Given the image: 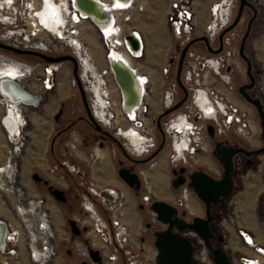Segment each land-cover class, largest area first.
<instances>
[{
  "label": "built area",
  "instance_id": "2783aa9c",
  "mask_svg": "<svg viewBox=\"0 0 264 264\" xmlns=\"http://www.w3.org/2000/svg\"><path fill=\"white\" fill-rule=\"evenodd\" d=\"M45 1L47 0H36L35 2L34 0H11V3L8 4L5 0H0V42L46 54H54L57 51L53 41L56 43L62 41L64 45L72 48V54L79 68L78 76L86 94H88V103L96 121L109 131L112 129L110 132L121 142L125 152L135 155L150 154L154 148L155 133L158 132L156 124L158 114L151 108V98H149L154 83L153 78L142 67L140 71L144 77L145 92L142 95L143 99L134 107L135 117H131L123 109L125 97L112 70L111 56L113 51L122 49L136 63L145 59L146 50H143L142 42L139 41L137 47H132L126 36L141 34L134 23L147 11L151 0H129L122 4L123 7L112 5L110 11L114 13L117 29L110 35H106L103 31H101V35L94 28L103 52L101 65L97 63L92 52L82 41L83 28L80 29L81 25L75 26L78 22L70 20L69 13L65 15L66 21L62 24L61 30L66 31L65 36L73 37L58 38L46 30L45 25L36 15L39 12V3L42 2L41 8H43ZM120 1L125 2L126 0ZM67 3L69 10L79 12L80 9L77 5L75 8L69 4L68 0ZM166 4V22L175 41L174 49L180 55L184 46L196 36H205L211 43L217 45L219 34L232 21L237 0L214 2L210 7L209 20L199 35L196 31L197 14L194 0H166ZM4 14L5 16H3ZM5 28L10 29L5 30ZM135 39L137 38L135 37ZM75 40L80 43V45L78 44L80 48L77 51L74 49ZM62 46L61 44L60 47ZM0 60L4 64L18 67V75L12 79L21 80V85L31 93L37 94L38 90L34 88L35 86L30 88L25 83L26 80L39 84L40 89L46 91L51 90L57 83V63H52L42 72L36 73L32 67L24 63L4 62L1 56ZM237 60L239 61V46L233 32L224 35L223 48L217 54L204 56L197 53L192 47L187 49L180 79L187 89L188 96L181 108L171 113V117L162 123L164 149L169 151L168 158L171 164L186 163L189 160L197 162L199 154L207 151L210 146L208 125L213 127L214 134L217 136L232 132L238 138L249 142V138L253 134V120L250 114L231 103L219 89V87L229 89L233 85L232 73L237 69ZM87 62L91 64L94 73L87 69ZM173 62L174 58L170 57L161 69L158 104L162 112L172 107L177 102L178 91L182 92L175 80V75L171 83L166 78L168 69ZM72 80L75 85V79L72 78ZM263 87V85L260 87L262 92ZM113 98L122 107L123 126L134 125L138 133L146 138L138 150L134 148L135 146H130L126 140H120L122 138L118 135L119 129L115 127L114 123L116 112L112 105ZM0 104H8L4 101L2 94H0ZM100 104L102 105L100 106ZM210 109L211 111H209ZM1 125L3 127V119ZM8 137H12L14 144L7 151L10 163V158L16 156L20 149L19 140L15 139L18 136L11 134ZM80 144L77 134L73 133L71 141L68 142L69 150L76 154ZM154 158L146 160L148 168ZM65 164L69 171H74L70 164L67 162ZM10 165L7 166L11 167ZM146 173L147 170L143 168L137 171L142 187H144L141 202L149 207L154 199L150 186L146 185ZM215 176L219 177L220 173H216ZM11 188V192L14 193L12 186ZM105 190L111 193V197L103 196L101 189L96 193L99 200L91 198L89 193L81 194L80 206L83 213L73 216V220L80 229L78 236L73 235L71 230L60 233L57 229L58 223L55 222V216L48 207L46 196L30 197L17 191L12 203L24 228L8 231L4 246H0V264H148L149 253L146 250L145 242L139 236L134 237L129 226L124 222V208L127 199L122 193L116 194L109 187H106ZM191 194H193L192 190L186 185H182L174 205L180 209L185 208V196ZM148 212L150 227L155 230L166 228L167 225L157 219V214L153 210L148 208ZM224 222L226 219H223L220 224L223 226ZM63 226L61 221L59 229ZM236 232L242 243L252 251V254L239 252L240 254L235 256L228 252L231 263L264 264V246L258 241L255 234L243 226H237ZM185 234L194 239L196 248L193 258L196 263L213 264L209 251L202 240L192 231ZM59 239L70 242L71 249L62 251L57 242ZM224 246L226 248V244ZM90 250L98 251L101 258L100 263L91 258ZM71 255L76 256V260L69 262L67 259Z\"/></svg>",
  "mask_w": 264,
  "mask_h": 264
},
{
  "label": "rangeland",
  "instance_id": "374dc122",
  "mask_svg": "<svg viewBox=\"0 0 264 264\" xmlns=\"http://www.w3.org/2000/svg\"><path fill=\"white\" fill-rule=\"evenodd\" d=\"M55 1L57 5L62 4L61 2H58V0ZM200 1L201 0H199V12L203 15ZM250 1L256 7L257 14L251 23L249 37L246 40L245 53L252 62V74L257 83V89H254L252 93L260 95L261 100L264 103V87L263 92L260 89L262 85L264 86V0ZM65 2L67 3L66 0ZM166 8V0H151V4L147 8V11L142 16L137 18V21L134 23L145 39L144 43L146 42L145 59L140 62L141 64L137 62L138 64L136 68L141 67L142 69L143 67V69L153 78L154 83L152 92H150V97L152 98L150 101L152 103L150 106H156L152 107L156 114L162 112L159 109L158 98L161 89L160 80L163 64L170 57L174 58V62L170 65L168 69L169 72L166 76L168 81L171 83L172 80H174L176 65L179 58L177 51L174 49L175 41L172 38L170 27L166 22ZM236 11L237 6L234 7L233 16L236 15ZM252 16L253 11L251 8L245 7L241 15L240 22L234 29L237 43H240ZM80 25V29L83 28L81 37L84 45L88 47L97 63L101 65L103 63V52L100 46L98 34L95 30L96 28L90 21L82 22ZM2 29H4V27H2ZM8 29L10 28H5V30ZM63 31L64 34H66V31ZM64 34H61L59 37L67 39L69 36H65ZM45 40L48 41L46 38ZM53 43L56 44L57 51L51 55L61 52H65L67 54L72 53V48L64 45L62 41L57 43L53 41ZM61 44L63 45L62 47H60ZM0 56L3 57L4 62L12 61L15 63H24L32 67L36 73L42 72L44 60L37 56L29 54H16L6 50H0ZM240 64L242 67V73H234L233 93L238 99L237 101L239 107L243 111L248 112L253 120V134L249 138V142L242 138H238L232 132H227L223 136H217L211 139V152L209 157L214 164H217L220 167V174H222V166L212 155V149L216 140H228L230 143L235 142L247 149L259 148L264 144V140L260 135L261 128L256 108L252 104L248 103L238 93L239 86L249 82V78L246 74L245 61L241 59ZM7 65L8 64H4L0 61V67ZM57 66L58 80L51 90H42L40 89L39 84H34V82H31L30 80H26L25 82L30 88L35 86L34 88L38 90V93L32 94L41 96V100L35 107L19 104L17 118L19 119L20 126L19 132L17 133L18 137L15 139L19 140L18 146L20 150L16 156L10 158V166L12 168L7 166L9 158L7 151L14 145L13 139L12 137H8V134L5 132V129L2 127L0 122V219L6 221L9 230H21L24 228L23 223L15 210L14 204L12 203L17 191L23 192L25 196L30 197H37L41 194L49 196L47 201L48 207L51 209L53 216H55L56 223H58L57 229L60 233H62L63 231L70 230L68 225L69 219H72L74 215H81L83 213L80 206L81 194L89 193L91 198L99 200L96 193H98L100 189L110 187V185L116 184L117 181L121 180L117 173L119 162L123 161L126 164H129V161L122 156L121 151L115 142L111 140L97 141L96 139L98 137V133L83 119L86 117V112L77 85H73L72 83V78H74L72 62L64 61L58 63ZM138 70L140 71V69ZM63 86L66 88L64 89V95L60 94V89ZM125 91L128 93V90ZM181 96L182 92L178 91L177 100H179ZM114 102L118 104L115 98ZM51 103L55 104L52 105ZM0 106V119H3L7 106ZM58 112L61 113L58 120H56L55 115ZM170 117L171 114L163 117V120H167ZM41 120L46 122L44 123L45 127L42 133L38 131L40 127L37 123V121L41 123ZM66 128L68 129L65 130ZM73 133L77 134L81 143L80 149L76 151L77 156L74 155V153H71L68 147V142L71 141ZM253 136L256 142L251 140ZM120 140L125 141L124 139ZM99 142H103L102 147L98 144ZM161 142L162 135L159 132H156L152 152L156 150ZM97 149L107 153V162L105 161L103 166L94 157ZM163 154L165 155V160L161 173L156 170L153 173V169L148 168V163H141L136 166V171L141 168L147 170L146 185L150 186V189L153 192V199L167 201L168 203L175 202L180 192V188L175 189L172 187L171 180L174 177L172 170L178 169L183 165H185L187 172L189 173L194 170H204L212 175H215L212 171L207 170V168L200 163L199 158L197 162L189 160L186 163L178 162L171 164L168 158V149L161 150L151 162L161 160L164 156ZM130 155L135 158H142L146 156L135 154ZM66 161L74 165V171L67 170L63 164V162ZM1 167H5V169H7L2 171ZM32 173H38L52 186L64 190L68 197V203L65 204L55 200L42 182H36L31 178ZM251 174H253L252 177H254L255 174V177L259 180L255 179L256 181L253 183L254 181ZM234 177L235 187L231 196L225 200L224 208H220L219 205H216L213 208L212 227L214 232L218 235H222L226 240L228 237V231H232L238 225H245L248 228L256 230V232L260 234H264V210L262 202V196L264 194V154L257 156L253 165L246 168H240L236 171ZM96 178L102 182V187L98 185ZM247 183H251L250 185L253 186L250 187ZM258 184L261 185L260 188ZM246 185H248L249 188ZM11 186L13 187L14 193L11 192ZM254 186L255 191H253ZM131 190L133 195L132 200L137 202L136 204L139 206V204H142L141 195L144 192V187L141 186L138 193H136L132 188ZM161 190L168 191L172 196L167 197L168 199L155 197L154 193L157 194ZM192 196L196 207L198 208V213L194 215L186 212L185 218L187 220H191L195 216L205 217L204 203L195 195V193ZM140 209L144 210L145 220L148 222V209ZM181 210L185 209L183 208ZM62 218L64 226L59 229V224L61 223ZM223 219H226V222H224V225L222 226L220 222ZM150 228L151 231H155L152 227ZM147 237L151 240L154 238V234L152 235V232H149ZM57 242L62 251L71 249L70 242L61 239ZM153 252L154 250H152L148 264H157V253L153 255ZM67 260L69 262L76 260V256L71 255Z\"/></svg>",
  "mask_w": 264,
  "mask_h": 264
},
{
  "label": "water",
  "instance_id": "95a60500",
  "mask_svg": "<svg viewBox=\"0 0 264 264\" xmlns=\"http://www.w3.org/2000/svg\"><path fill=\"white\" fill-rule=\"evenodd\" d=\"M237 3L238 4L236 5V15L234 16L232 22L218 36V49H213L209 43V40L205 36H200L191 40L181 50L177 61L175 79L178 86L183 91V96L172 107L164 110L158 115L157 127L160 132H162L160 119L163 116L178 110L188 96L187 89L180 79L183 60L187 49L193 42L203 41L209 52H220L223 47V36L227 32L233 30L239 24L244 8L249 7L253 11V16L249 20L247 29L244 35L242 36L239 44V55L246 63V74L249 78V82L239 86L238 93L248 103L252 104L256 108L259 116V125L261 128L260 135L261 138L264 140V103L262 102L261 97L259 95L251 93V91L255 87V77L252 74V62L245 53L246 40L249 37L251 23L256 17L257 9L250 0H238ZM76 5L80 10H82L86 14H89L90 11L97 9V7L95 6L97 5L96 0H76ZM126 38L132 45V47H137V41L132 34H128ZM0 49L9 52H14L17 54L34 55L48 63H61L67 60L71 61L73 63V77L76 81L87 119L93 125L96 131L110 136L107 131H104L102 129L101 125L94 119L90 111L87 94L84 90L83 84L79 79L78 64L74 56H51L39 51L17 48L3 42H0ZM122 65L116 64L115 61L111 62V67L115 73L116 81L123 91L125 97V104H129L130 100L128 95L131 96L130 90L132 89V78L129 76L128 71L132 76L134 75V73L129 67ZM134 79L136 80V78ZM125 90H128V93ZM60 113L61 112H58L55 115L56 120H58ZM208 132L210 137L214 138V132L211 125L208 126ZM111 138H113L115 142L119 146H121V142L118 141L117 138L113 136H111ZM100 146H102V143L100 144ZM162 148L163 141L156 148V150L149 157L146 158V160L154 158L162 150ZM123 153H126L125 150H123ZM239 153H242L248 157H257L261 154H264V144L259 148L247 149L243 146H239L238 144L231 145L227 142H215L212 149V155L221 164L223 169L222 175L218 179L214 178L210 173L204 170H194L189 173L187 177L184 175L185 168H181L179 170V173L175 170L173 171V173L176 175V178L172 181V187L175 189H179L188 180L187 185L192 189L195 195L204 203L205 217L195 216L191 220H187L185 218L186 212L184 210L180 211L173 203L154 199L149 205V209L153 210L157 214V219L159 221L167 225L165 229L155 230L153 232L155 237L154 246L157 249V264H197L193 258V253L195 251L196 245L194 239L190 238L185 234L188 231L194 232L202 240L204 246L209 251L213 264H232L231 257L224 246V237L222 235H219L217 237V234L214 232V229L212 227V211L214 206L216 205L224 207L225 200L229 198L233 192V189L235 187L234 158ZM117 173L119 178L129 188H132L134 191H138L140 189V178L135 172L132 171V169L121 167L117 170ZM32 178L36 179V176L32 175ZM47 182L48 181L46 180L45 183ZM48 191L57 201L64 202L66 200L63 190L53 188V186L50 185L48 187ZM262 202L264 210V194L262 196ZM139 207L143 208L144 205L139 204ZM0 222L4 223V221L2 220H0ZM68 225L73 235L78 236L80 234V229L73 219L68 220ZM90 256L94 261L100 263L101 258L99 256L98 251L90 250Z\"/></svg>",
  "mask_w": 264,
  "mask_h": 264
},
{
  "label": "bare ground",
  "instance_id": "6f19581e",
  "mask_svg": "<svg viewBox=\"0 0 264 264\" xmlns=\"http://www.w3.org/2000/svg\"><path fill=\"white\" fill-rule=\"evenodd\" d=\"M5 1H6V3L9 4L8 0H5ZM35 1L36 0H34V2ZM68 1H69V4H72L73 7L76 8V0H68ZM96 1H97V5H95V6L97 7V9L96 10L94 9V10L90 11L89 14H86L82 10H78L79 12H77V11L72 12V10H69L67 8L68 3H66L65 0H58V2L62 3L60 5H57L55 0H49V1L47 0V1H45L43 8H41L42 2L39 3V7H38L39 12L36 13V15L38 16V19L45 25L46 30L49 33H53V34L58 35V37L61 36V34L62 35L64 34V31L61 30V26L66 21L65 15L67 13H69L70 20H72V21L76 20L78 22L75 26H79L82 22L90 21L100 34H101V31H103L106 35H110L111 33L115 32L117 29V27H116L117 24H116L114 13L110 11L112 5H115V6H117L118 4L122 5L123 3H126L129 0H126L125 2H122L120 0H96ZM80 14L83 15V17H80L81 16ZM3 16H5V14ZM82 18H86V19H82ZM35 21L37 22V18L35 19ZM134 36L137 38L136 41L138 44H139V41L142 42L143 50H145V43H144L143 36L140 33L134 34ZM69 37H73V36H69ZM70 39H72V38H70ZM78 44L80 45V43H78L75 40L74 49L76 51L78 48H80V46H78ZM143 55H144V52H143ZM111 57H112V61H115L116 64H120V65L123 64L124 66L129 67L134 72V75L132 76L128 71L129 76L132 78V89L130 90L131 96L128 95L130 102H129V104H124V108H123L124 111L128 113V115H130L131 117L134 118L135 114H136L134 112V107H135V105L138 104L137 103L138 101L143 99L142 95L145 92V88H144L145 85L143 84L144 77L140 73V71L138 70V69L141 70V67H137L138 68L137 69L136 68L137 63L135 61H133L129 57V55L126 52H124L122 49H118L116 51H113ZM86 66H87V69L89 70V72L94 73V71L92 70L91 64H89L87 62ZM17 69H18L17 66H11V65L0 67V94H2L4 96V101L8 103V104H0V105H6L7 109L11 108L9 115L7 116L8 118L7 117L3 118V121L6 119L3 123L4 129H5L6 133H8L9 135L13 134L14 130L16 131L15 128L17 126V121H16L17 118H16V111H15L16 109L15 108H18L19 104L29 105L30 103L35 104V105H31L32 107H35L36 105L39 104L40 98H41L39 95L32 94L30 91L26 90L20 84L16 83L14 79H12L16 75H18ZM134 78H136V80ZM64 89H66V88L63 86L60 89V91H61L60 94L64 93V91H65ZM149 98H151L150 95H149ZM112 100H113V104H112L113 109L115 110L114 98ZM151 103L152 102H150V105H151ZM54 104H52V105H54ZM101 105L102 104H100V106ZM116 105H119V104H116ZM153 106L156 107L155 105H153ZM117 110H118L117 113L119 115L120 114L119 108H117ZM121 110H122V107H121ZM122 112H123V110H122ZM101 113H102V111H101ZM117 113H116V118H115L114 123H115V127L117 129H119V131H118L119 137L126 140L127 143L130 144V146L131 145L135 146L134 148L136 150H138L139 148H141L142 143L144 141H146L145 136L142 134L139 135V134H135V132L133 133L131 131H128V130L136 129V128L134 127V125L133 126H131V125L123 126V122L118 118ZM38 121H39V119H38ZM38 121H37V123H38V126L40 127L38 129V131L40 133H42L44 130V127H45L44 123H46V122H44V120L43 121L41 120L42 122L40 121L41 123H39ZM38 126H37V128H38ZM183 139H184V137H183ZM252 141H254V140H252ZM98 157H99V160L101 162H105V155L103 153L99 152ZM156 162H158V161H154L149 168L151 169ZM9 164L10 163L8 161L7 165H9ZM163 166H164L163 162L159 165H155L153 167L154 171L152 170V172L154 173L156 170L157 172L161 173ZM5 167H3L2 171L7 169V168L5 169ZM252 175L253 174H251V177H252ZM254 177H255V174H254ZM254 177H252V179L254 181L253 183H255V181L258 179L256 177L255 178ZM98 181L101 182L100 180H98ZM153 182H155V181H153ZM251 183H249V184L247 183V184L250 185ZM256 184H255V186H256ZM259 184H261V183H259ZM248 185H246V186H248ZM252 186L253 185H250V187H252ZM255 186L253 187V189L255 188ZM260 186L261 185H259V188H260ZM248 188H249V186H248ZM101 190H103L102 191L103 196L111 197V193L109 191H106L105 188L101 189ZM251 191H252V189H251ZM253 191H255V189ZM185 198H186V196H185ZM242 203H244V202H242ZM251 203H253V202H251ZM188 205H189L190 210L193 211V213L197 212V209L190 202L188 203ZM251 205H253V204H251ZM243 206H245V205H243ZM249 208H250V206H249ZM250 219H252V218H250ZM55 222H56V220H55ZM8 231H9L8 224L5 221H4V223L0 222V246H4V243L6 242V237H7Z\"/></svg>",
  "mask_w": 264,
  "mask_h": 264
},
{
  "label": "crops",
  "instance_id": "0c3cea01",
  "mask_svg": "<svg viewBox=\"0 0 264 264\" xmlns=\"http://www.w3.org/2000/svg\"><path fill=\"white\" fill-rule=\"evenodd\" d=\"M216 1L217 0H201L200 4L202 7V11H203V15H201L199 12L200 10L199 0H194V8L197 14L196 31L198 35L201 33L204 25L208 22L209 16H210L209 15L210 7ZM193 47L199 54L204 55L206 53L202 45L198 43L194 44ZM236 63H237V70L235 72L242 73V69H241L242 67L240 64L241 62L237 60ZM219 89L227 96V98L229 99L231 103L239 107L238 101H237L238 99L233 93V86H231L229 89H226L224 87H219ZM210 152H211V146H209L207 151L199 155L198 157L199 161L205 168H207V170L212 171L214 174L219 173L220 167L217 164H214V162L210 159L209 157ZM207 162L213 163L214 165L213 168H210ZM109 188L113 189L116 194L122 193L124 197L127 199V204L124 208V222L129 226L134 237L139 236L145 242V247L149 253V257L151 256L152 250H154L153 255H155L157 253L156 252L157 249L154 246L155 237L152 238L151 240L147 237L149 232H152V235H153V230L151 231V228L148 225L147 220H145L144 210L140 209L138 204H136L137 202L132 200L133 195H132L131 188H129L122 180L117 181L116 184L110 185ZM192 195L193 194H191L190 197H193ZM204 212H205V206H204ZM238 226H243L245 228H248L245 225H238ZM236 228H234L230 232L228 231V235H227L228 237L225 240L226 250L229 252L230 255L234 254L235 256L239 255L240 254L239 252H243V253L248 252L247 254H252V251L247 246H245L242 243V241L239 239V237L237 236ZM248 229H250L255 234L258 241L264 246V234H260L256 232V230H253L251 228H248ZM230 248H232V250H230Z\"/></svg>",
  "mask_w": 264,
  "mask_h": 264
},
{
  "label": "flooded vegetation",
  "instance_id": "af4514ba",
  "mask_svg": "<svg viewBox=\"0 0 264 264\" xmlns=\"http://www.w3.org/2000/svg\"><path fill=\"white\" fill-rule=\"evenodd\" d=\"M238 1V0H237ZM237 5V4H236ZM233 18H234V16H233ZM233 18H232V20H233ZM232 22V21H231ZM236 28V27H235ZM234 28V29H235ZM234 29L233 30H231V31H229V32H233L234 33V35H236L235 34V31H234ZM229 32H227V33H229ZM226 33V34H227ZM225 34V35H226ZM196 37H200V36H196ZM196 37H194V38H196ZM224 37V36H223ZM193 38V39H194ZM207 38V37H206ZM192 39V40H193ZM208 39V38H207ZM209 40V39H208ZM200 44V45H202V47L204 48V51L206 52L205 54H204V56H206V55H208V54H217V53H211V52H209L208 51V49H207V47H206V45H205V43L203 42V41H196V42H193L191 45H190V47H192L194 50H195V48L193 47V45L194 44ZM209 43H210V45H211V47L213 48V49H218V47H219V41H218V39H217V45L215 44V43H211L210 42V40H209ZM238 44V46H239V42L237 43ZM17 48H20V47H17ZM223 48V47H222ZM1 50V49H0ZM26 50H28V49H26ZM222 50V49H221ZM35 51V50H34ZM196 51V50H195ZM40 52V51H39ZM197 52V51H196ZM12 53H14V52H12ZM43 53V52H42ZM198 53V52H197ZM219 53V52H218ZM17 54V53H16ZM46 54V53H45ZM48 55H51V54H48ZM59 55H72V56H74L72 53H70V54H67V53H65V52H61V53H58V54H55V55H51V56H59ZM200 55H203V54H200ZM241 57H240V55H239V61L241 62ZM43 60V59H42ZM67 61H69V60H67ZM69 62H71V61H69ZM50 64H52V63H48V62H46V61H44V65H43V67H42V71L45 69V67H47L48 65H50ZM58 64V63H57ZM73 64V63H72ZM237 70V69H236ZM236 70H233V73H232V77L234 76V73H235V71ZM58 71V70H57ZM56 74H57V72H56ZM58 75V74H57ZM15 80V82H17L18 84H20L21 85V80H16V79H14ZM176 80V79H175ZM22 86V85H21ZM233 86V85H232ZM23 87V86H22ZM26 89V88H25ZM254 89H257V83H256V80H255V87H254ZM254 89L252 90V91H254ZM27 90V89H26ZM181 91H182V89H181ZM252 91H251V93H252ZM253 94V93H252ZM257 95V94H256ZM182 96H183V91H182ZM182 96H181V98H182ZM260 96V95H259ZM41 97V96H40ZM180 98V99H181ZM179 99V100H180ZM40 100H41V98H40ZM179 100H177V101H179ZM23 105H25V104H23ZM31 105H33V104H29V105H26V106H31ZM6 106V105H5ZM4 106V107H5ZM0 108H1V106H0ZM89 108H90V104H89ZM117 108H119V110H120V114L118 115V113H117ZM181 108V107H180ZM179 108V109H180ZM16 110V118L18 117L17 116V114H18V111H19V107L18 108H15ZM18 109V110H17ZM10 110H11V108H8V109H6V111H5V115H4V118L5 117H7L8 115H9V112H10ZM90 111H91V108H90ZM177 111V110H176ZM115 112L117 113V115H118V118L123 122V120H124V117H123V114H122V110H121V105L119 104V105H116V103H115ZM175 112V111H174ZM92 113V112H91ZM173 113V112H172ZM160 114V113H159ZM158 114V115H159ZM171 114V113H170ZM170 114H168V115H170ZM93 115V114H92ZM165 116H167V115H165ZM165 116H163V117H165ZM94 117V116H93ZM122 117V118H121ZM163 117L160 119V123H161V127H162V123L164 122V120H163ZM8 118V117H7ZM157 118H158V116H157ZM2 119V118H1ZM1 119H0V122H1ZM86 122H88L92 127H93V125L89 122V120L87 119V117H84L83 118ZM95 119V118H94ZM6 120V119H5ZM4 120V121H5ZM96 120V119H95ZM4 121H3V123H4ZM17 126H16V131L14 130V133L12 134L13 136H15V135H17V133L19 132V126H20V122H19V119L17 118ZM99 123V122H98ZM100 124V123H99ZM124 124V123H123ZM156 124H157V122H156ZM101 125V124H100ZM209 126V125H208ZM101 127H102V129L104 130V131H107L109 134H110V136L109 135H106V134H103V133H101V132H98V131H96L95 129V131L98 133V137H97V141H99V140H111V141H113V142H115V140L113 139V138H111V136H113V134L109 131V130H107L106 128H104L102 125H101ZM3 128H4V125H3ZM94 128V127H93ZM158 128V127H157ZM213 128V127H212ZM68 128H66L65 130H67ZM2 130V129H1ZM128 131H131V132H135V134H139L138 133V131L136 130V129H131V130H128ZM6 132V131H5ZM17 132V133H16ZM158 132L162 135V141H163V148H162V150L164 149V139H163V131L162 132H160V130L158 129ZM213 132H214V130H213ZM209 133V132H208ZM8 134V133H7ZM9 135V134H8ZM140 135V134H139ZM210 136V135H209ZM114 137V136H113ZM214 137H217V135H215L214 134ZM211 137H210V146H211ZM251 140H254V142H256L255 141V138H254V136L251 138ZM217 141H220V140H216V142ZM221 142H227V143H229V144H231V145H234V144H238V143H235V142H233V143H230L228 140H223V141H221ZM102 143V146H103V142H99L98 144L100 145ZM116 143V142H115ZM117 144V143H116ZM239 145V144H238ZM101 146V147H102ZM117 146H118V148L120 149V151H121V154H122V156L125 158V159H127L128 161H129V164H126L125 162H123V161H120L119 162V167H118V169L119 168H121V167H125V168H130V169H132V171L133 172H135L136 174H137V171H136V166L137 165H139V164H141V163H145L146 162V158L147 157H149L152 153H150V154H148V155H146L145 157H142V158H135V157H132L129 153H123V150H124V147L123 146H119L118 144H117ZM240 146V145H239ZM80 147H81V144H80ZM80 149V148H79ZM78 149V150H79ZM77 150V151H78ZM71 152V151H70ZM99 152H101V153H103L104 155H105V161L107 162V153L106 152H104V151H101V150H99V149H97L96 151H95V155H94V157H95V159L103 166V163L104 162H101L100 160H99V157H98V153ZM72 153V152H71ZM203 153V152H202ZM202 153H200V154H202ZM165 154V153H164ZM163 154V155H164ZM167 154V153H166ZM199 154V155H200ZM74 155H76L77 156V153L76 154H74ZM199 157V156H198ZM239 157V158H238ZM257 157H255V156H253V157H248V156H246V155H244V154H242V153H239V154H237L236 156H235V158H234V165H235V171H234V176H235V172L236 171H238L240 168H246V167H248V166H251V165H253L254 163H255V159H256ZM164 160H165V155L161 158V160H159L158 162H156L154 165H153V167L155 166V165H159V164H161L162 162H163V165H164ZM197 160H198V158H197ZM68 164H70L68 161H66ZM63 164H64V166L67 168V170H69L68 169V167L66 166V164H65V162H63ZM62 164V165H63ZM207 164H208V166L210 167V168H213V163H211V162H207ZM74 169H75V167H74V165H72V164H70ZM153 167L151 168V169H153ZM181 168H185V172H184V175L187 177L188 176V174H189V172H187V169H186V167H185V165H183V166H181V167H179L178 169H173L172 170V173H173V171L175 170V171H177L178 173H179V170L181 169ZM163 169V168H162ZM191 173V172H190ZM32 175H35L36 176V179H34V178H32ZM212 175V174H211ZM221 175L222 174H220V176L219 177H216L215 175H212L214 178H216V179H218V178H220L221 177ZM173 178H172V180H171V184H172V181L176 178V175L173 173ZM31 178L34 180V181H36V182H42L43 183V185L44 186H46L47 187V190H48V187L51 185V184H49V182H47V183H45V179L41 176V175H39L38 173H32L31 174ZM96 181H97V183H98V185L100 186V187H102V182H99L98 181V178H96ZM141 182V181H140ZM187 182H188V180L186 181V183L184 184V185H186L187 187H189L188 185H187ZM141 186H142V184H141ZM53 188H56V187H54L53 186ZM141 188V187H140ZM190 188V187H189ZM191 189V188H190ZM61 190V189H60ZM192 190V189H191ZM64 191V190H63ZM140 191V189L138 190V191H135L136 193H138ZM49 192V191H48ZM193 192V191H192ZM50 193V192H49ZM193 194H194V192H193ZM51 195V194H50ZM64 195H65V198H66V200L64 201V202H62V203H65V204H67L68 203V197H67V194H66V192L64 191ZM154 195H155V197H159V198H165V199H168L167 197H171L172 195L168 192V191H164V190H161L160 192H158L157 194L156 193H154ZM39 196H46L47 198L49 197V196H47V195H44V194H41V195H39ZM52 196V195H51ZM53 197V196H52ZM54 198V197H53ZM189 198V199H188ZM56 200V199H55ZM59 202V201H58ZM191 203L196 209H197V212H194L193 213V211H191L190 210V208H189V205H188V203ZM174 204V203H173ZM144 205V207L143 208H149V207H147L145 204H143ZM178 208V207H177ZM186 208V209H185ZM185 212H188V213H190V214H196V213H198V208L196 207V204H195V202H194V200H193V197H190V195H186V198H185ZM220 208H224V207H221L220 206ZM180 211H182L180 208H178ZM73 219V218H72ZM0 220H2V219H0ZM62 221H63V219H62ZM6 222V221H5ZM219 235L217 234V237H218Z\"/></svg>",
  "mask_w": 264,
  "mask_h": 264
},
{
  "label": "snow or ice",
  "instance_id": "6c2138e0",
  "mask_svg": "<svg viewBox=\"0 0 264 264\" xmlns=\"http://www.w3.org/2000/svg\"><path fill=\"white\" fill-rule=\"evenodd\" d=\"M8 2L11 3V0H8ZM117 7H123V5L118 4ZM209 111H211V109Z\"/></svg>",
  "mask_w": 264,
  "mask_h": 264
}]
</instances>
